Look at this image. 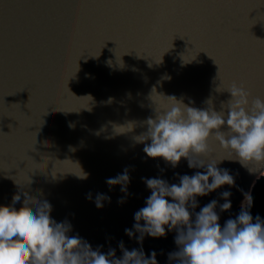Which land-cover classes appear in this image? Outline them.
Segmentation results:
<instances>
[{"label": "water", "instance_id": "1", "mask_svg": "<svg viewBox=\"0 0 264 264\" xmlns=\"http://www.w3.org/2000/svg\"><path fill=\"white\" fill-rule=\"evenodd\" d=\"M233 81L247 87L250 99L264 98V0H0V205L19 192V209L27 192L51 203L52 218L67 220L69 234L94 250L115 249L121 258L122 241L129 251L142 248L149 257L155 251L158 264H176L169 260L178 250L175 230L146 234L142 244L137 239L134 214L151 195L143 178L173 184L177 173L204 169L188 167L185 158L173 167L148 157L135 137L156 105L167 106L166 96L219 111ZM129 121L133 131L114 133V124ZM210 144L207 159L229 156L218 142ZM80 167L87 179L75 175ZM218 167L230 170L235 186L198 196L190 210L213 199L222 204L220 194L230 191L232 208L217 207L223 226L264 175L235 160ZM125 168L127 193L106 183ZM98 194L110 197L103 207L96 206Z\"/></svg>", "mask_w": 264, "mask_h": 264}, {"label": "clouds", "instance_id": "2", "mask_svg": "<svg viewBox=\"0 0 264 264\" xmlns=\"http://www.w3.org/2000/svg\"><path fill=\"white\" fill-rule=\"evenodd\" d=\"M219 73L220 68L217 78ZM224 90L230 92L231 98L222 102L219 111L212 106L198 108L184 103L183 98L166 96L167 106L156 105L154 116L144 122L146 131L135 137L137 142L144 143L143 151L148 157L163 158L173 167L185 158L188 167L204 169L193 175L177 173L179 183L173 184L162 178H143L151 195L146 199V206L134 214L133 228L140 233L137 239L142 244L146 234L163 237L167 231L175 230L178 250L169 253V260L176 264H264V218L258 214L253 216L251 193H244L239 214L227 219L223 226L217 207L221 212L232 208L230 191L220 194L225 200L222 204L213 199L199 212L190 210L198 206V196L224 185L235 186L230 170L218 167L225 159L238 161L251 174L264 175L260 171L264 168V98L250 99L252 93L236 81ZM206 103L212 105V100ZM133 122L114 124V133L133 131L136 127H131ZM117 126H129V130L118 132ZM213 140L229 156L207 159L214 153L210 144ZM81 172L74 174L87 179L89 174L82 168ZM106 183L119 184L121 191L127 193L130 183L127 168L115 178H108ZM24 196L19 209L15 207L21 200L19 192L13 195L11 204L0 205V264H158L155 251L150 257L142 248L129 251L122 241L119 243L121 258L116 257L115 249L103 253L99 246L94 250L78 234H69L72 225L67 220L57 222L52 218L51 203L33 198L27 192ZM87 198L92 199L91 194ZM105 199L110 197L98 194L96 206L103 207ZM125 232L135 236L133 229Z\"/></svg>", "mask_w": 264, "mask_h": 264}, {"label": "trees", "instance_id": "3", "mask_svg": "<svg viewBox=\"0 0 264 264\" xmlns=\"http://www.w3.org/2000/svg\"><path fill=\"white\" fill-rule=\"evenodd\" d=\"M253 216L257 214L264 218V176L260 178L253 192Z\"/></svg>", "mask_w": 264, "mask_h": 264}]
</instances>
